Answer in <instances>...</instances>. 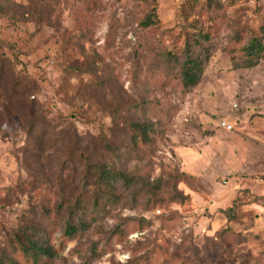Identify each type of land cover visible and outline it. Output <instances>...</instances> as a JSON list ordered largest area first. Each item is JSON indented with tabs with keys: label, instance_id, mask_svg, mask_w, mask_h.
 Wrapping results in <instances>:
<instances>
[{
	"label": "rangeland",
	"instance_id": "1",
	"mask_svg": "<svg viewBox=\"0 0 264 264\" xmlns=\"http://www.w3.org/2000/svg\"><path fill=\"white\" fill-rule=\"evenodd\" d=\"M253 37L264 0H0V260L23 264L27 231L55 251L40 264H264ZM94 165L132 184L96 202Z\"/></svg>",
	"mask_w": 264,
	"mask_h": 264
},
{
	"label": "trees",
	"instance_id": "2",
	"mask_svg": "<svg viewBox=\"0 0 264 264\" xmlns=\"http://www.w3.org/2000/svg\"><path fill=\"white\" fill-rule=\"evenodd\" d=\"M143 24L148 28L155 27L159 24L156 9L149 14ZM1 44L2 41L0 39V46ZM241 52L245 58L244 66L254 67L264 59V41L261 38L253 37L244 47H242ZM185 57L186 61L182 70V85L185 89L190 90L199 83L203 69L199 61L194 59L193 47H191L190 44L186 45ZM129 126L133 133L132 138L134 141H136L138 137L142 138L144 141L147 140V128L141 127L136 123H130ZM86 180L97 189L93 195L96 202H99L102 197L104 199H115L116 187L121 183L125 186H129L133 181L132 178L116 173L102 165H94ZM59 211H61V209H59ZM72 212V207H68V213L66 212V214L68 215ZM84 222L85 219H81L76 224H73L72 221H67L66 234L70 237L74 236L79 228L83 227ZM22 236L23 240L19 241L21 244L19 260L22 261L23 264H40L43 260L48 261L53 258L55 251L47 245V243H35V239L28 234L27 231L23 232ZM10 262L11 264H20L16 259H11ZM0 264H4L2 260H0Z\"/></svg>",
	"mask_w": 264,
	"mask_h": 264
}]
</instances>
